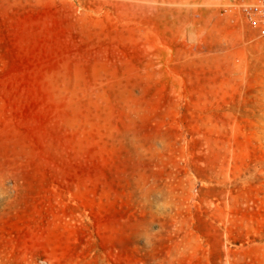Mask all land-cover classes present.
I'll use <instances>...</instances> for the list:
<instances>
[{"label":"rangeland","instance_id":"374dc122","mask_svg":"<svg viewBox=\"0 0 264 264\" xmlns=\"http://www.w3.org/2000/svg\"><path fill=\"white\" fill-rule=\"evenodd\" d=\"M247 1L0 0V264H264Z\"/></svg>","mask_w":264,"mask_h":264},{"label":"built area","instance_id":"2783aa9c","mask_svg":"<svg viewBox=\"0 0 264 264\" xmlns=\"http://www.w3.org/2000/svg\"><path fill=\"white\" fill-rule=\"evenodd\" d=\"M242 13L257 36L264 39V0H249L242 6Z\"/></svg>","mask_w":264,"mask_h":264}]
</instances>
